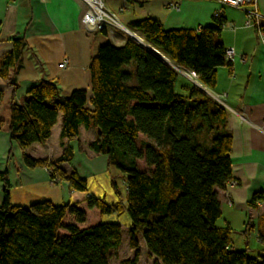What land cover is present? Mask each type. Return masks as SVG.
I'll list each match as a JSON object with an SVG mask.
<instances>
[{
  "label": "trees",
  "instance_id": "16d2710c",
  "mask_svg": "<svg viewBox=\"0 0 264 264\" xmlns=\"http://www.w3.org/2000/svg\"><path fill=\"white\" fill-rule=\"evenodd\" d=\"M214 21V27L199 30H165L151 18L131 24L128 29L145 45L129 37L123 47L106 43L98 49L90 63V103L85 90L65 96L57 81L43 80L19 105L18 76L28 43L25 35L12 38V49L0 60V78L13 89L10 121H0V130L20 146L25 167L44 169L53 183L88 193L87 180L68 168L72 149L57 160L34 159L27 150L46 144L61 118L63 142L77 140L81 127L94 128L98 139L90 150L106 156L108 168L125 177L126 206L115 179L117 205L89 195L86 207L50 201L16 206L8 170L0 171V264H110L123 229L102 223L99 216L121 212L131 221L129 245L135 251L133 260L123 264L139 263L140 238L154 264H264V257L234 250L233 230L218 226L217 190L233 181L228 111L196 85L188 95L178 92L176 67L213 89L218 69L232 66L221 41L225 20L220 15ZM262 201L264 192L255 193L250 206ZM258 231L264 251V216Z\"/></svg>",
  "mask_w": 264,
  "mask_h": 264
},
{
  "label": "crops",
  "instance_id": "0c3cea01",
  "mask_svg": "<svg viewBox=\"0 0 264 264\" xmlns=\"http://www.w3.org/2000/svg\"><path fill=\"white\" fill-rule=\"evenodd\" d=\"M171 1L177 4V9L169 8ZM104 2L127 29L131 24L151 18L160 22L165 30H199L214 27L216 14L224 18L225 29L221 41L226 49L234 48L239 57L231 67L218 69L217 85L213 89L194 80L191 72L176 67L184 76L179 77L178 92L188 95L190 86L196 85L215 100L225 96L224 107L229 114L227 126L233 135V182L237 185L229 184L225 190H217L222 211L218 226L233 230L231 240L234 250H238L233 245L235 235L242 237L243 241L249 240V235H252L263 251L258 238V225L264 216V201L255 207L250 206L253 195L264 192V49L256 31L244 27L243 13L233 8H222L215 1ZM257 9L264 14V0H257ZM82 11L83 5L79 0H0V60L12 49L13 37L25 35L28 43L23 68L18 76L20 87L16 101L19 105L24 103L28 91L43 80L57 81L65 96L76 90H85L90 103L93 98L90 63L98 49L106 43L123 47L133 35L142 40L129 29V32H117L113 37L114 42L105 33L88 32L81 24ZM230 25H236V31L228 29ZM240 56L245 60H241ZM62 62H67L66 69L59 68ZM12 91L0 78V121L7 124L10 121ZM88 107L92 109L90 104ZM61 128L62 118L54 127L51 139L44 145L30 147L27 153L34 159L57 160L66 149H72L74 159L68 168L87 180L89 192H76L70 190L66 183H53L44 169L26 168L20 146L11 141L6 130H0V171L8 170L12 203L24 208L44 201L55 205L71 203L86 207L89 195L105 199L109 205L121 202L112 181L115 179L119 188L118 176L122 174L114 167L108 168L106 156L90 150V145L98 139L97 130L81 127L77 140L63 142L60 138ZM2 187L0 182V205L3 200ZM121 195L123 206H126V192L123 191ZM99 221L121 225L122 235L125 231L129 233L131 226L125 212L100 215ZM139 242L142 255H148L143 239L140 238ZM149 259L154 264V259Z\"/></svg>",
  "mask_w": 264,
  "mask_h": 264
},
{
  "label": "built area",
  "instance_id": "2783aa9c",
  "mask_svg": "<svg viewBox=\"0 0 264 264\" xmlns=\"http://www.w3.org/2000/svg\"><path fill=\"white\" fill-rule=\"evenodd\" d=\"M83 5V11L81 14L82 26L91 33H105L114 42V35L119 32H129L128 29L123 26L119 21L116 14L110 12L104 0H79ZM218 2L222 8H233L241 11L244 14V27L252 28L256 31L260 45L264 49V14L257 9V0H206ZM247 7L252 9L246 10ZM170 9H177V4L171 1ZM220 14H216L215 17H219ZM225 25L223 26V30ZM228 29L236 31V25H230ZM239 57L238 52L234 48L226 49V61L234 64ZM241 60H245L243 56H240ZM60 69L67 68V62L59 64ZM191 77L194 80H198V76L195 73H191ZM217 101L225 106V96L217 98ZM231 186H236V182H231Z\"/></svg>",
  "mask_w": 264,
  "mask_h": 264
},
{
  "label": "rangeland",
  "instance_id": "374dc122",
  "mask_svg": "<svg viewBox=\"0 0 264 264\" xmlns=\"http://www.w3.org/2000/svg\"><path fill=\"white\" fill-rule=\"evenodd\" d=\"M237 11L241 12L239 10H237ZM230 37L233 38V35H230ZM179 70H181V69H179ZM179 75H180L179 76L180 78L184 77L183 74L180 72H179ZM181 82H183V81H181ZM179 90H181V89H179ZM148 142L153 143L152 141H148ZM118 177H119L118 178L119 192L120 193H123V191L126 192L125 177L123 175H119ZM95 219L96 218L90 214L89 223H93V221ZM234 238H233V245H234V247H236L238 249L237 251L247 250L249 257H251V258L264 257V252L261 251L258 240L255 237H253L252 235H249V240H245V241H243V238L240 237L239 235H235ZM134 254H135V251L132 250L130 245H129V233L127 231H125L122 235L121 247L116 251H112L109 255L110 264H123V262H125V261H132L134 258ZM141 255H142V253H141ZM149 258H150L149 254L146 255V253H144L142 255L141 264H151ZM139 262H140V260H139Z\"/></svg>",
  "mask_w": 264,
  "mask_h": 264
},
{
  "label": "water",
  "instance_id": "95a60500",
  "mask_svg": "<svg viewBox=\"0 0 264 264\" xmlns=\"http://www.w3.org/2000/svg\"><path fill=\"white\" fill-rule=\"evenodd\" d=\"M128 31H129V30H128ZM133 38H134L136 41H138L139 43L145 45L144 42H143V40H141L140 38H138V37H136V36H134V35H133ZM149 49H150V48H149ZM150 50H152V49H150ZM152 51H153L154 53H156L157 55L160 56V54H159L157 51H154V50H152Z\"/></svg>",
  "mask_w": 264,
  "mask_h": 264
}]
</instances>
